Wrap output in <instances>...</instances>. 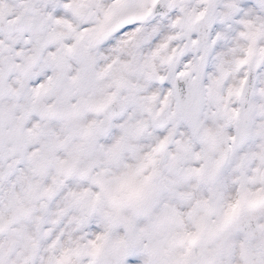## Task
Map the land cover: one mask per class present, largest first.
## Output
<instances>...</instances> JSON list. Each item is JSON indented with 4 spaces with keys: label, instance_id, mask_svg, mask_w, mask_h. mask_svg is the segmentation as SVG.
Instances as JSON below:
<instances>
[{
    "label": "snow or ice",
    "instance_id": "1",
    "mask_svg": "<svg viewBox=\"0 0 264 264\" xmlns=\"http://www.w3.org/2000/svg\"><path fill=\"white\" fill-rule=\"evenodd\" d=\"M0 264H264V0H0Z\"/></svg>",
    "mask_w": 264,
    "mask_h": 264
}]
</instances>
